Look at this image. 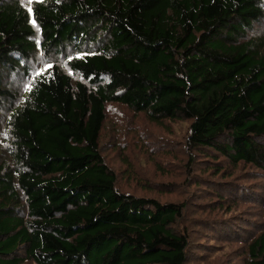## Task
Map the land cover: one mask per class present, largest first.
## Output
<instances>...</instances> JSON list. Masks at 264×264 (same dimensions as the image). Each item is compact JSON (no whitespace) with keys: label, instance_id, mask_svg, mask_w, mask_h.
Returning <instances> with one entry per match:
<instances>
[{"label":"trees","instance_id":"trees-1","mask_svg":"<svg viewBox=\"0 0 264 264\" xmlns=\"http://www.w3.org/2000/svg\"><path fill=\"white\" fill-rule=\"evenodd\" d=\"M262 19L264 0H0L13 163L0 168V264H187L188 201L118 188L100 150L106 108L189 121L190 170L204 150L264 168V38L241 42ZM68 49L29 73L36 52ZM18 69L25 95L7 83ZM247 254L264 264V231Z\"/></svg>","mask_w":264,"mask_h":264},{"label":"rangeland","instance_id":"rangeland-1","mask_svg":"<svg viewBox=\"0 0 264 264\" xmlns=\"http://www.w3.org/2000/svg\"><path fill=\"white\" fill-rule=\"evenodd\" d=\"M258 37L264 38V19L241 42ZM72 52L68 49L48 60L43 51L36 52L26 61L28 71L33 75L47 62H63ZM25 71L13 70L7 77L10 88L18 94L28 91ZM9 114L7 108H0L1 139ZM189 125L181 120L152 123L144 113L111 103L100 138L101 154L117 173L121 191L162 202L188 201L186 221L179 224L189 234L187 264H247L248 244L264 231V168L244 162L236 165L204 150L197 153L190 170L185 154ZM257 141L264 143V138ZM2 166L4 173L13 169L9 154L0 145ZM168 181L177 184L169 189L172 195L161 187ZM19 256L25 259L23 253ZM23 264L35 263L26 259Z\"/></svg>","mask_w":264,"mask_h":264},{"label":"snow or ice","instance_id":"snow-or-ice-1","mask_svg":"<svg viewBox=\"0 0 264 264\" xmlns=\"http://www.w3.org/2000/svg\"><path fill=\"white\" fill-rule=\"evenodd\" d=\"M31 11V9H29Z\"/></svg>","mask_w":264,"mask_h":264}]
</instances>
